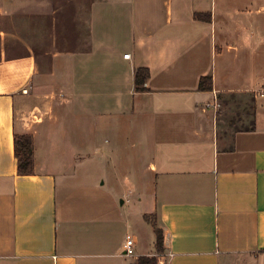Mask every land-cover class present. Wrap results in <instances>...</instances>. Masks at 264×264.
I'll list each match as a JSON object with an SVG mask.
<instances>
[{"label": "crops", "instance_id": "0c3cea01", "mask_svg": "<svg viewBox=\"0 0 264 264\" xmlns=\"http://www.w3.org/2000/svg\"><path fill=\"white\" fill-rule=\"evenodd\" d=\"M251 5L0 0V18L35 11L53 38L46 66L0 81V264H135L157 254L140 247L139 232L155 237L145 214L164 231L159 264H264V14ZM15 133L34 136L32 174Z\"/></svg>", "mask_w": 264, "mask_h": 264}, {"label": "rangeland", "instance_id": "374dc122", "mask_svg": "<svg viewBox=\"0 0 264 264\" xmlns=\"http://www.w3.org/2000/svg\"><path fill=\"white\" fill-rule=\"evenodd\" d=\"M236 1L240 4L253 3V6L251 5L253 11L255 13L264 14V8L260 11L257 10L261 5L264 6V0ZM12 18L11 20L0 18V29L13 32L12 38L9 36H0V81H6L9 77H11L13 81L22 80L28 72L31 73L35 70L33 65L35 66L38 61L43 62L46 66L48 64V55H46L45 51L50 50L53 43L51 33L48 32L50 26L47 24V19L42 17V20H39L35 11L26 16H22L21 13L16 14ZM26 64H30V68H27ZM262 79L264 83V77ZM0 84V89L10 87L2 82ZM233 110L237 112L238 115L244 113L242 109L238 108V104H235L231 109L224 106L222 114L225 118V122L229 116L232 114L235 115ZM142 208L146 210L147 206L143 204ZM144 218L145 221L152 226L156 224L155 214H145ZM139 234L141 235L140 247L149 250L155 249V252L160 255L155 247L154 240L156 241V235L154 237V232H152V230L148 231L147 229V231H142V233L139 232ZM131 259H133V257H131Z\"/></svg>", "mask_w": 264, "mask_h": 264}, {"label": "trees", "instance_id": "16d2710c", "mask_svg": "<svg viewBox=\"0 0 264 264\" xmlns=\"http://www.w3.org/2000/svg\"><path fill=\"white\" fill-rule=\"evenodd\" d=\"M195 17L206 21L211 20V12H196ZM150 71L147 67H139L136 71L135 84L137 90H146V81ZM199 88L201 90H212V76L206 75L200 78ZM15 155L18 159V171L20 174H32L34 172V136L30 133H15L14 136ZM156 235L155 247L158 253L164 250V231L162 228L153 225ZM135 264H159L157 254L141 255Z\"/></svg>", "mask_w": 264, "mask_h": 264}, {"label": "built area", "instance_id": "2783aa9c", "mask_svg": "<svg viewBox=\"0 0 264 264\" xmlns=\"http://www.w3.org/2000/svg\"><path fill=\"white\" fill-rule=\"evenodd\" d=\"M125 58H129L130 54L127 53L124 55ZM27 91V90H25ZM254 94L256 97H264V84L261 85L259 88H256L254 90ZM135 244L136 240L134 238H127L125 244H124V254L126 256H135ZM163 263V261H161Z\"/></svg>", "mask_w": 264, "mask_h": 264}]
</instances>
